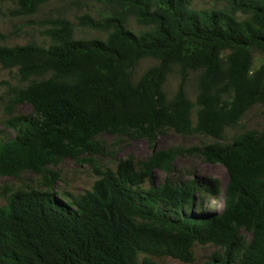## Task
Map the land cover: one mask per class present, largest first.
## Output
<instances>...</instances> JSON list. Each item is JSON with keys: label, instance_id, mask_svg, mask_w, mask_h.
I'll return each mask as SVG.
<instances>
[{"label": "trees", "instance_id": "1", "mask_svg": "<svg viewBox=\"0 0 264 264\" xmlns=\"http://www.w3.org/2000/svg\"><path fill=\"white\" fill-rule=\"evenodd\" d=\"M9 1L17 3L16 15L29 16L50 0ZM104 1L112 14L81 15L78 25L108 33L105 40L76 39L74 24L59 18L45 31L49 47L0 46V65L27 83L11 88L8 115L25 103L33 109L8 121L16 136L0 139V175L31 171L52 188L50 165L88 155L83 160L100 177L77 196L9 195L0 206V264H157L151 258L164 257L193 264L194 247L207 244L221 252L204 264H264V132L155 150L146 160L122 159L115 170L93 159L105 151L100 134L155 144L172 129L222 140L252 106L264 104V64L253 71V52L264 53V0H223L225 8L202 11L191 7L194 0ZM129 17L149 29L135 34L126 27ZM146 58L158 63L135 82ZM174 68L180 84L169 99L164 86ZM191 72H201L195 103L186 93ZM194 154L228 172L220 213L191 211L198 193L220 192L219 181L154 180L155 171L170 175L178 157Z\"/></svg>", "mask_w": 264, "mask_h": 264}, {"label": "rangeland", "instance_id": "2", "mask_svg": "<svg viewBox=\"0 0 264 264\" xmlns=\"http://www.w3.org/2000/svg\"><path fill=\"white\" fill-rule=\"evenodd\" d=\"M196 11L211 10L213 8L222 9L226 7L223 0H194L191 6ZM18 5L9 0H0V46H16L34 43L43 47L52 44L51 39L45 35V31L53 26V22L59 18L71 21L75 26L76 39H102L108 37V33L94 30L89 27H80L78 17L88 14L95 20L112 14V8L104 0H50L41 5L36 13L29 16H19L15 14ZM240 19L246 18L238 14ZM126 27L135 34H141L148 30L146 26L140 25L134 17L127 19ZM158 63L157 60L146 58L141 60L133 72L134 81L137 82L142 75L151 67ZM264 64V53L253 52V71L259 69ZM201 72H191L186 86V93L192 102L197 101L198 81ZM180 84V73L178 68H174L167 78L164 89L169 99L177 93ZM27 83L20 81L17 69H4L0 65V139L8 140L16 136V131L8 125V121L13 116L33 115L32 107L25 103L17 106L13 116L8 115L10 104V91L13 87H25ZM192 120L196 123V109L192 114ZM247 131L257 134L264 132V104L252 106L241 119L239 125L229 129L222 140L213 137L195 134L180 135L172 129H167L157 136L155 144H151L145 138L131 137L123 134L112 133L100 134L96 137L105 151L103 154L95 156L93 159L101 169H116L118 161L133 158L136 161L148 159L155 150H164L175 146L202 147L209 143H231L233 137ZM83 159L88 158L84 155ZM73 160L66 158L58 163L52 164L48 170L56 173L57 180L52 188L47 186L48 182L42 174L27 171L19 176L0 175V206L7 204L9 195L19 190H38L50 192L60 198H66V194L81 195L90 191L100 177L95 173L90 163L84 160ZM52 177V175H49ZM170 178L175 182H186L192 179L217 180L219 181L220 192L217 195L198 193L195 204L191 211L201 213L209 211L220 213L224 207L225 191L229 182L227 170L221 164H210L205 161L201 154L178 157L175 161V170L170 175L162 170L154 172V180L157 185L162 184ZM150 186L149 182L144 185ZM240 234L250 240L251 234L244 228ZM195 262L193 264H204L210 257L221 249L217 246L196 245L193 249ZM145 256H141L142 260ZM157 264H186L172 257L151 258Z\"/></svg>", "mask_w": 264, "mask_h": 264}]
</instances>
